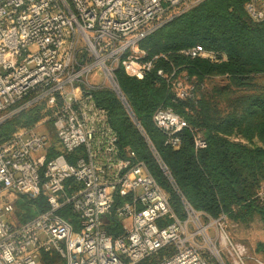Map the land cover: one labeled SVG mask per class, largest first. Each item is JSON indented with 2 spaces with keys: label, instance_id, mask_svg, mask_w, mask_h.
<instances>
[{
  "label": "built area",
  "instance_id": "obj_1",
  "mask_svg": "<svg viewBox=\"0 0 264 264\" xmlns=\"http://www.w3.org/2000/svg\"><path fill=\"white\" fill-rule=\"evenodd\" d=\"M201 1L0 0V127L39 102L51 113L0 144V264H48L49 258L54 264H144L167 247L172 253L155 264H210L204 251L219 264H227L225 256L249 264L248 248L227 231L228 216L212 218L182 195L117 76L120 68L139 79L150 73L160 55L147 59L140 43ZM245 7L264 22V0ZM181 52L217 59L201 46ZM95 67L104 76L101 84L92 75ZM178 71L157 73L183 99L194 86ZM105 88L134 118L181 196L184 216L148 164L121 147L109 111L95 98ZM49 122L62 147L56 153L51 135L38 130ZM153 122L174 147L182 142L179 134L192 129L171 106H159ZM194 136L197 150L207 147L204 137ZM20 196H44L48 208L21 222L15 217Z\"/></svg>",
  "mask_w": 264,
  "mask_h": 264
},
{
  "label": "trees",
  "instance_id": "obj_2",
  "mask_svg": "<svg viewBox=\"0 0 264 264\" xmlns=\"http://www.w3.org/2000/svg\"><path fill=\"white\" fill-rule=\"evenodd\" d=\"M248 1L202 0L140 43L147 59L160 55L150 73L139 79L120 68L117 76L185 199L212 218L224 213L234 223L248 224L259 218L264 224V81L259 82L264 79V22L249 16L245 7ZM197 46L216 53L217 59L192 58L181 52ZM159 69L168 75L174 69L186 72L194 86L191 94L176 98L173 85L158 75ZM95 98L109 111L121 147L133 149L148 164L169 193L175 210L184 216L181 196L118 95L105 88L98 90ZM161 105L173 107L192 128L179 134V147L166 145V136L153 122V114ZM45 114L51 113L47 110ZM44 115L31 109L14 122L8 121L0 127V144L18 131V125L33 127ZM195 134L206 139V148L196 149ZM24 204L29 206L24 208L25 219L48 208L44 196ZM63 214L69 215L67 211ZM72 220L77 219L73 216ZM257 252L264 257V242L257 245ZM171 253L172 247L164 248L144 264H155ZM55 262L56 258L47 260L48 264Z\"/></svg>",
  "mask_w": 264,
  "mask_h": 264
},
{
  "label": "rangeland",
  "instance_id": "obj_3",
  "mask_svg": "<svg viewBox=\"0 0 264 264\" xmlns=\"http://www.w3.org/2000/svg\"><path fill=\"white\" fill-rule=\"evenodd\" d=\"M92 75H94V77H96V82H98L99 84H101L104 81V78H103L104 76H103L102 71L100 70L99 67L94 68ZM92 79H93V76H92ZM262 81H264V79H259V82H262ZM27 100L28 99H26L25 101H27ZM31 109L40 110L41 112H43V115H44V112H46L47 106H46V104H44V102H39V103H36V104L30 106L29 108L25 109L24 111H29ZM22 113L18 114L17 116L21 115ZM17 116L12 118L10 121L14 122L16 120ZM46 117H48V116L45 114L40 121H42ZM17 128H19L18 130H20V129L24 128V126L18 125ZM51 129H52V131H50V132L52 134L54 132L53 130H55V128H54V125L50 122L45 124L44 126H40L38 128V130L44 131L47 133H49V130H51ZM75 155H77V152L75 153ZM25 200H29V198L27 196H20V199L16 203L17 209L15 212V217L18 218L19 221H21V222H23V220L24 221L26 220L25 217L23 216L24 215V208L29 207L27 204H24V202H22ZM30 208L32 209V207H30ZM32 212L34 213V210ZM104 220L108 221V217H104ZM227 231L235 241L244 244L248 248L249 256H250L249 264H256V261H255L256 258H260V259L264 260L263 255L257 252V245L260 242H264V224L261 221V219L257 218L256 220H254L248 224L234 223V222L230 221V219H229V223L227 224ZM204 254H205V256L208 259L210 264H219L216 261V259L214 258V256H210V254L207 251H204ZM225 260H226L227 264H232V262L226 256H225ZM43 263H44V261L40 260L39 264H43Z\"/></svg>",
  "mask_w": 264,
  "mask_h": 264
},
{
  "label": "crops",
  "instance_id": "obj_4",
  "mask_svg": "<svg viewBox=\"0 0 264 264\" xmlns=\"http://www.w3.org/2000/svg\"><path fill=\"white\" fill-rule=\"evenodd\" d=\"M48 125H49V124H48ZM50 131H52V129L49 130V134L51 135V137H52V139H53V146H54V149H55L56 152H57V151H60V150L62 149V147H61V145H60V143H59V140H58V138H57V136H56V132H55V130H53L54 132L51 134ZM22 202H24V201H22ZM23 221H24V220H23Z\"/></svg>",
  "mask_w": 264,
  "mask_h": 264
},
{
  "label": "water",
  "instance_id": "obj_5",
  "mask_svg": "<svg viewBox=\"0 0 264 264\" xmlns=\"http://www.w3.org/2000/svg\"><path fill=\"white\" fill-rule=\"evenodd\" d=\"M134 119V118H133Z\"/></svg>",
  "mask_w": 264,
  "mask_h": 264
}]
</instances>
